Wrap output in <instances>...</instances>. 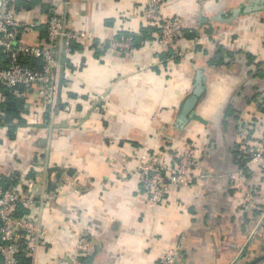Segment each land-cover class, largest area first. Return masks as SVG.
Here are the masks:
<instances>
[{"label": "crops", "instance_id": "1", "mask_svg": "<svg viewBox=\"0 0 264 264\" xmlns=\"http://www.w3.org/2000/svg\"><path fill=\"white\" fill-rule=\"evenodd\" d=\"M38 1L17 11L19 22L35 24L24 42H45L39 26L46 28L51 9L88 40L68 51L54 115L46 118L45 103L28 93L11 139L0 125V178L30 190L35 205L27 217L44 235L32 264H61L85 235L94 243L90 264H156L180 236L177 264H264V226L256 228L262 198L258 192L242 204L230 178L238 121L255 122L253 139L264 127L257 108L264 101V0L165 2L163 15L198 36L179 42L178 61L163 59L146 35L129 54L92 49L94 40L140 34L148 0ZM235 10L228 23L215 19ZM220 50L222 65H210ZM198 85L194 110L204 123H181ZM184 142L200 153L201 179L172 190L163 205L150 203L127 172L141 154L177 153ZM251 171L248 180L257 183V167Z\"/></svg>", "mask_w": 264, "mask_h": 264}, {"label": "built area", "instance_id": "2", "mask_svg": "<svg viewBox=\"0 0 264 264\" xmlns=\"http://www.w3.org/2000/svg\"><path fill=\"white\" fill-rule=\"evenodd\" d=\"M14 1L0 0V53L6 58L5 64L0 61V84L8 88L23 87L26 92L34 93L45 103L52 116L58 110L69 43L83 44L88 38L82 32L69 29L51 9L46 20L45 42L26 43L21 36L33 29L35 24L17 20V11L12 5ZM168 1L172 0H148L143 15L148 25L160 30V35L155 36V47L164 51L171 49L175 56L182 57L178 44L183 39V27L177 17L162 13L163 5ZM106 41L107 51L129 54L133 50L130 48V38L99 40L101 44ZM21 59H34L40 64L38 67H28L22 64ZM257 130L252 120L242 117L238 121L237 144L245 156L247 172L237 170L230 178L244 205L250 204L259 192L263 205L256 228H260L264 226V127L255 139L251 138ZM169 152L168 148L159 153L145 152L139 156L136 167L127 172L130 178L137 180L142 193L154 205L165 204L172 190L189 188L201 179L200 153L192 144L184 142L179 152ZM253 167H257L260 173L257 183L248 180V173L252 172ZM18 185L20 182L0 191V264H21L19 252L32 264L37 248L44 243V235L36 227L34 219L27 217V214L19 218L14 216L17 205L27 211L35 205L30 190H21ZM183 242L184 236H180L163 252L156 264H177ZM20 243L24 246L21 251L18 249ZM93 252V241L87 235L81 236L61 264H86L83 259L92 256Z\"/></svg>", "mask_w": 264, "mask_h": 264}, {"label": "trees", "instance_id": "3", "mask_svg": "<svg viewBox=\"0 0 264 264\" xmlns=\"http://www.w3.org/2000/svg\"><path fill=\"white\" fill-rule=\"evenodd\" d=\"M38 2H39L38 0H15L12 3V5L14 6L15 11H18L19 9H24L28 11V10H31L34 6H36ZM39 29H40V35L46 37L45 25L44 24L40 25ZM181 32L183 34V38L188 37V38H192L193 40L194 39L196 40L198 37L194 33V30L183 28ZM139 33L140 34H134V33L119 34L113 39L120 41L121 39L125 40L127 38H130L132 41L130 48L136 49L138 46H140V43L142 41L144 42L143 37L141 38V35H146L149 37L151 41L153 40L155 41L156 37H153L152 34H155V36L160 35V30L156 27L148 25L147 27L143 28ZM19 39H20V36L18 37V40ZM82 48H83L82 44L78 42L72 41L69 43L70 54H73ZM107 48H108V41H106L104 44H101L99 40H94L92 44V49L94 50L95 55L104 54L107 51ZM221 52L222 51L220 50L219 51L220 55L212 58V60L210 61V65H214V66L222 65L224 56H222ZM119 53L121 55L126 54L124 53V51H120ZM161 55L163 56V59H166V60L170 59L173 61H178L181 58L180 56H175L171 49L165 51V53H162ZM5 59L6 58L4 57V55L0 53V61L2 62V64H5ZM21 61H22V64L28 67H34V66L38 67V65L40 64V61H37L34 59H21ZM256 69L257 71H260V64H257ZM14 90H17V93L20 94L21 96L18 97L14 95L13 93ZM0 93L2 94V97H3V101L0 104V112H1L0 113V125L8 127L7 134L8 136H10V139H11L14 136V130L16 129V126L15 124H13V121L16 120L19 123L21 122V114L24 112V106H25V96H26L25 94H27L28 91L26 92V90L23 87L8 88L0 84ZM263 107H264V101L263 103L261 102L260 104L257 105V108L260 111L262 110L264 111ZM48 114L49 113L47 111L45 114L46 118L49 117ZM232 157H233V162H234L236 169L244 170L245 172H247L246 167H245V162H246V160L244 159L245 156L239 150V145L237 143L235 144L234 149L232 151ZM16 181L17 179H14V177L11 178V180L8 177L7 178L2 177L0 178V187L2 190H5L10 186H16ZM27 212L28 211L25 208H23L21 205H17L15 207L14 216L19 218L21 216L26 215ZM23 248H24L23 244L20 243L18 246V249L21 251ZM19 258H20L21 264H30L29 259L24 258L21 252H19ZM83 261L86 264H90L92 260H91V257L89 256V257L84 258Z\"/></svg>", "mask_w": 264, "mask_h": 264}, {"label": "water", "instance_id": "4", "mask_svg": "<svg viewBox=\"0 0 264 264\" xmlns=\"http://www.w3.org/2000/svg\"><path fill=\"white\" fill-rule=\"evenodd\" d=\"M238 14H239V10H235L234 12L231 13L230 17L227 18V19H222L220 16H217L215 19L218 20V21H222V22H227L228 23L235 16H237ZM199 74H201V73H199ZM200 93H201V86L198 85L197 89L193 92L192 96H190L186 100V102H185V104H184V106L182 108L181 115H180V117L182 119L181 123H183V120L185 122L192 120V121H198V122L204 123V121L195 113V110H194L195 105H196V103L198 101Z\"/></svg>", "mask_w": 264, "mask_h": 264}]
</instances>
